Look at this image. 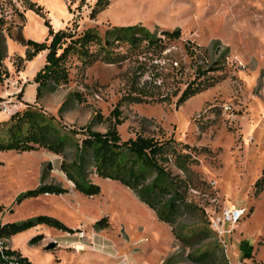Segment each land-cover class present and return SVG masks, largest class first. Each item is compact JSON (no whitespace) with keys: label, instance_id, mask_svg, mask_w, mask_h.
<instances>
[{"label":"rangeland","instance_id":"obj_1","mask_svg":"<svg viewBox=\"0 0 264 264\" xmlns=\"http://www.w3.org/2000/svg\"><path fill=\"white\" fill-rule=\"evenodd\" d=\"M30 1L47 12L55 32L81 34L95 28L103 35L110 27L140 26L163 41V31L180 30L181 36L164 41L162 53L142 46L131 52L122 45L115 53L125 60L117 64L97 62L82 70L73 58L68 83L35 103L32 78L44 66L47 52L25 61V48L8 34L41 43L48 28L41 17L24 10L22 0H0V122L28 104L68 129L79 132L89 126L105 133L118 108L122 124L116 130L122 141L136 135L173 138L190 152L196 150L190 173L183 175L168 164L185 180L188 203L206 210L209 218H218L226 208H244L246 214L235 226H225L224 235L211 230L213 235L185 248L170 226L138 205L129 189L98 178L90 158L83 176L101 192L94 197L77 193L60 168L65 162L74 172V147L64 157L45 150L7 152L0 153V225L46 215L71 232L39 225L13 235L6 248L30 264H190L189 253L218 242L216 264H264V186L255 188L264 179V0H109L95 19L90 13L97 0ZM209 67L215 70L198 77L197 69ZM217 78L213 87L176 105L188 84ZM127 96L143 101L131 103ZM50 184L68 193L14 204L20 193ZM103 218L105 223L94 227ZM200 220L192 210L178 225L192 227ZM37 235L42 239L30 245ZM241 242L251 246L250 257L243 256Z\"/></svg>","mask_w":264,"mask_h":264},{"label":"trees","instance_id":"obj_2","mask_svg":"<svg viewBox=\"0 0 264 264\" xmlns=\"http://www.w3.org/2000/svg\"><path fill=\"white\" fill-rule=\"evenodd\" d=\"M21 4L24 10L32 11L41 17L45 27L48 28V38L41 43L23 39L20 35L13 37L8 34L11 40L25 48V61H30L38 54L47 52L44 66L32 78V82L36 84L35 103H39L46 93L53 92L56 88L68 83L73 58L80 63L82 70H86L97 62L117 64L125 60L122 54L115 53V49L122 45L131 52L140 50L142 46L143 49L157 50L162 53L166 50L164 41H176L181 36L180 30L163 31L161 34L165 39L163 41L140 26L110 27L104 31L103 35H100L95 28H88L81 34L67 30L55 32L49 20L46 19L47 12L41 6L30 0H22ZM108 5L109 0H97L91 10L90 18L95 19ZM3 25L4 20L0 17V32ZM186 51L192 57L191 50L187 48ZM214 70L212 67L205 71L199 68L197 69L198 77H203L207 75V72ZM219 81L220 79L217 78L212 82L203 80L188 84L176 105L183 104ZM125 100L131 103L143 101L138 96H127ZM25 106L23 110L14 112L7 120L0 122V153L21 154L45 150L64 157L67 149L74 147L78 154V160L72 165L74 172L67 169L65 162L60 168L77 193L85 197H94L101 192L97 184L86 182L83 176L84 162L90 158L98 178L118 182L131 190L141 203L155 212L159 221L171 227L175 240L181 246L190 249L193 244H198L209 237V234L213 235L205 210L188 203L185 180L168 168L170 163L179 173L183 175L190 173V167L195 164V157L192 155L196 151L194 148H192L193 152H190L188 146L177 143L173 138L159 141L154 137L143 135H136L133 139L122 141L116 130V126L122 124L119 120L118 108L112 113L116 119L115 122L105 133H100L92 131L89 126L76 132L61 125L53 116L40 109L28 104ZM78 135H82L83 138H77ZM263 186L264 179L260 178L255 183V188L259 190ZM67 193L68 189L57 185H41L20 193L14 200V204L18 205L21 201L43 195L63 196ZM192 210L201 219L199 223L192 227L178 225L179 218ZM3 211L4 208L0 206V213ZM104 223L103 218L97 221L94 227H100ZM39 225L71 232L62 222L46 215L0 225V264H30L18 251L7 249L5 241L27 228ZM41 239V235L32 237L29 244H35ZM240 246L243 256L250 257L251 246H248L246 242H241ZM219 249L220 245L216 242L211 248L189 253L186 261L190 264H216L215 257Z\"/></svg>","mask_w":264,"mask_h":264},{"label":"built area","instance_id":"obj_3","mask_svg":"<svg viewBox=\"0 0 264 264\" xmlns=\"http://www.w3.org/2000/svg\"><path fill=\"white\" fill-rule=\"evenodd\" d=\"M3 112H5V110H3ZM245 214L246 210L244 208H226L222 210L218 218H215V216L209 218L206 213L210 228L220 236L224 235L225 226H235Z\"/></svg>","mask_w":264,"mask_h":264},{"label":"crops","instance_id":"obj_4","mask_svg":"<svg viewBox=\"0 0 264 264\" xmlns=\"http://www.w3.org/2000/svg\"><path fill=\"white\" fill-rule=\"evenodd\" d=\"M44 54V53H43ZM43 54L41 55L42 57H43ZM107 181H109V180H107ZM126 188V187H125ZM128 189V188H127ZM131 191V190H130ZM132 192V191H131ZM133 193V192H132ZM134 197H135V199L138 201V205H140L141 207H146V209L149 211V213L153 216H155L156 217V219L159 221V219L157 218V215L155 214V212L154 211H152L151 209H149L145 204H143V203H141L139 200H138V198L134 195ZM153 216V217H154ZM160 223H163V222H161V221H159ZM165 224V223H164ZM167 225V224H166ZM211 229V228H210ZM212 230V229H211ZM213 231V230H212ZM171 234H172V232H171ZM172 236H173V234H172ZM174 237V236H173ZM13 251H15V250H13Z\"/></svg>","mask_w":264,"mask_h":264},{"label":"water","instance_id":"obj_5","mask_svg":"<svg viewBox=\"0 0 264 264\" xmlns=\"http://www.w3.org/2000/svg\"><path fill=\"white\" fill-rule=\"evenodd\" d=\"M50 247H52V245Z\"/></svg>","mask_w":264,"mask_h":264}]
</instances>
